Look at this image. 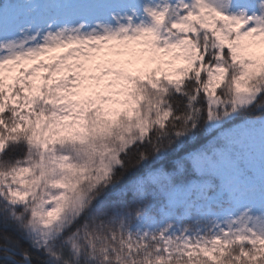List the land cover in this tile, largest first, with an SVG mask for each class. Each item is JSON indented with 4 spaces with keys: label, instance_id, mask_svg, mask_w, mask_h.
I'll use <instances>...</instances> for the list:
<instances>
[{
    "label": "snow or ice",
    "instance_id": "6c2138e0",
    "mask_svg": "<svg viewBox=\"0 0 264 264\" xmlns=\"http://www.w3.org/2000/svg\"><path fill=\"white\" fill-rule=\"evenodd\" d=\"M0 264H264V0H0Z\"/></svg>",
    "mask_w": 264,
    "mask_h": 264
}]
</instances>
